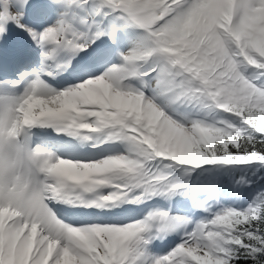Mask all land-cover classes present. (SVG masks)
Masks as SVG:
<instances>
[{"label":"snow or ice","instance_id":"6c2138e0","mask_svg":"<svg viewBox=\"0 0 264 264\" xmlns=\"http://www.w3.org/2000/svg\"><path fill=\"white\" fill-rule=\"evenodd\" d=\"M0 264H264V0H0Z\"/></svg>","mask_w":264,"mask_h":264}]
</instances>
